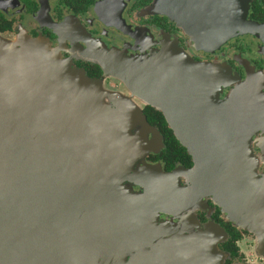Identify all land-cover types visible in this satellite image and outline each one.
<instances>
[{
  "label": "water",
  "instance_id": "water-1",
  "mask_svg": "<svg viewBox=\"0 0 264 264\" xmlns=\"http://www.w3.org/2000/svg\"><path fill=\"white\" fill-rule=\"evenodd\" d=\"M212 5L210 17L192 24L201 45L219 46L247 32L264 43V22L248 17L250 0H212ZM117 54H96L106 74L125 84L104 90L47 39L0 32V264H106L107 248L117 237L130 254L129 260L122 254L123 264H217L213 224L189 232L161 221L157 180L146 179L147 192L135 193L110 177L122 175L121 166L144 156L153 144L145 129L134 132L130 126L151 130L135 98L153 97L140 89L134 70L140 60H158ZM183 59L191 75L201 70L207 85L223 75L215 63ZM249 77L222 114L224 103L201 95L195 98L206 107L205 119L196 123L200 128L189 129L182 116L175 125L177 138L196 160L188 171L197 176L195 198L202 193L219 198L234 218L259 211L250 205V190L264 184L250 167L249 147L252 134L264 130V96ZM250 87L253 129L248 131L240 123L236 127L241 114L232 99ZM260 138L264 141V135Z\"/></svg>",
  "mask_w": 264,
  "mask_h": 264
},
{
  "label": "flooded vegetation",
  "instance_id": "flooded-vegetation-1",
  "mask_svg": "<svg viewBox=\"0 0 264 264\" xmlns=\"http://www.w3.org/2000/svg\"><path fill=\"white\" fill-rule=\"evenodd\" d=\"M213 11L212 0H0V32L47 39L64 59L99 80L104 90L106 87L119 90L125 84L106 74L97 53L109 57L113 54L116 57L117 52L132 57L158 56V60H140V67L134 70L140 89L153 97L151 101L135 98L151 130L144 124L130 126L134 132L145 129L153 144L144 156L130 165H122V175L110 177L120 178L121 184L135 193L147 192L146 179L157 180L154 198L162 205L159 220L186 231L216 222L227 232L219 242L225 253L223 264H264V228L258 234L239 228L225 215L219 198L203 193L195 198L197 176L188 172L196 166L195 157L187 146L181 143L182 149L173 139L177 138L175 125L181 116V122L189 129L200 128L196 123L205 119L201 114L206 107L195 100L197 96L211 95L225 105L240 85L249 80L248 70L264 68L261 50L264 43L250 32L232 36L219 46L207 47L193 38L192 24L197 18L210 17ZM248 15L254 20H264V0H250ZM182 19L188 22L183 23ZM166 52V58L162 59ZM186 55L197 62L217 64L223 75L207 85L200 69L191 75L183 59ZM214 82L220 84L215 86ZM257 82L264 93V82ZM108 104L117 107L114 101ZM232 105L235 113L241 114L236 127L240 123L241 130H252L251 87L247 94L237 93ZM223 110H227V105L221 114ZM263 135L264 130H258L249 139L250 167L260 178L264 177V156H261L264 141L260 138ZM159 176H162L160 183ZM257 184L253 188L264 191V184ZM251 190L250 205L260 210L259 199H264V195L254 197ZM181 206L183 212L178 210ZM118 241L119 237L115 245L109 244L106 264H123L124 254L128 255L125 260L130 259Z\"/></svg>",
  "mask_w": 264,
  "mask_h": 264
},
{
  "label": "rangeland",
  "instance_id": "rangeland-1",
  "mask_svg": "<svg viewBox=\"0 0 264 264\" xmlns=\"http://www.w3.org/2000/svg\"><path fill=\"white\" fill-rule=\"evenodd\" d=\"M248 17H249V15H248ZM253 35H255V34H253ZM256 36L258 37V34ZM258 38L262 41V39L260 37H258ZM261 50L264 53V49H262V46H261ZM248 72H249V76L253 77L255 80L264 82V79L260 78L262 72H264V68L257 70L253 67L250 71L248 70ZM260 94L262 96H264V93L262 91H260ZM262 145L264 146V144H262ZM261 156H264V153L261 154ZM256 160H259V159H256ZM257 176L259 177L258 173H257ZM261 179H263V181H264V177ZM251 194L254 197L261 196V195H264V191H262L261 188H253L251 190ZM258 206H260V210L259 211L250 210V215L247 218H245V217L234 218L235 216L231 215L229 211H225L224 213L228 218L232 219L233 222L239 228H244V229L249 230L250 232H253L254 234H258L259 231L264 228V199H259V205ZM211 224L214 225V232H215V239H216L213 257H214L215 262L217 264H223V261L225 258V253L219 245V242L223 238H225L227 235L226 229L223 226H221L220 224H218L216 222H210V223L202 225L201 227L195 226V228L189 232H192L198 228L203 229L205 226L211 225ZM211 263H214V261H211Z\"/></svg>",
  "mask_w": 264,
  "mask_h": 264
},
{
  "label": "trees",
  "instance_id": "trees-1",
  "mask_svg": "<svg viewBox=\"0 0 264 264\" xmlns=\"http://www.w3.org/2000/svg\"><path fill=\"white\" fill-rule=\"evenodd\" d=\"M258 21L264 22V20H258ZM173 139L175 143H177L182 149H184L183 146L181 145V142L176 137H173Z\"/></svg>",
  "mask_w": 264,
  "mask_h": 264
}]
</instances>
